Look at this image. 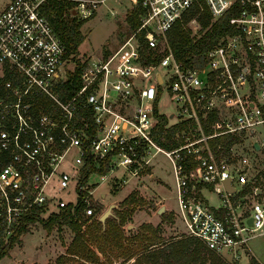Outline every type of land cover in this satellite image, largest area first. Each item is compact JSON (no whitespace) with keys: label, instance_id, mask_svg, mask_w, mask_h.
<instances>
[{"label":"built area","instance_id":"2783aa9c","mask_svg":"<svg viewBox=\"0 0 264 264\" xmlns=\"http://www.w3.org/2000/svg\"><path fill=\"white\" fill-rule=\"evenodd\" d=\"M69 1L84 20L109 0ZM47 2L8 0L0 10L3 237L34 208L47 217L80 200L78 220L98 219L102 193L94 195L87 178L149 175L161 152L172 164L185 235L217 255L250 254L248 238L264 231V185L247 186L251 153L264 148V0H141L138 26L116 52L88 60L67 53L43 14ZM194 5L211 20L229 13L234 31L202 51L200 64L182 66L166 33ZM189 22L199 28L195 17ZM77 62L79 86L70 90ZM163 98L170 109H160ZM161 114L167 121L158 137L169 147L155 139ZM124 181L113 176L112 184ZM71 184L73 201L60 195Z\"/></svg>","mask_w":264,"mask_h":264},{"label":"rangeland","instance_id":"374dc122","mask_svg":"<svg viewBox=\"0 0 264 264\" xmlns=\"http://www.w3.org/2000/svg\"><path fill=\"white\" fill-rule=\"evenodd\" d=\"M8 0H0V10ZM131 6L126 2L120 4L109 0L101 5L89 18L84 19L79 27L84 34V39L77 47L76 56L80 60H88L91 56H110L119 48L123 40L130 34L127 14ZM76 19V18H75ZM77 20V19H76ZM189 30V35L197 37L198 27L193 23H183ZM171 104L167 98H163L159 104L161 110L170 109ZM262 137V133H257ZM249 151V150H248ZM152 172L149 175L131 176L122 175V171H114L106 175L102 180L98 173L91 174L87 182L95 186L94 195L102 193L99 209L101 213L110 203H115L119 212L112 208V214L124 215L121 226L124 234L125 248L104 245L103 253L96 251L98 257L96 264H128L133 257L124 260L120 252L136 251L140 246L144 234L155 233L160 242H167L185 234L184 225L179 214L176 197V179L172 171L170 160L161 152L156 153L152 160ZM247 172L248 184L264 185V148L257 153H251ZM113 176L125 178L126 181L119 187L112 184ZM73 185L69 189L60 192L65 200L73 201L75 192ZM133 193L134 201L128 205L122 201L128 194ZM209 201L216 203L215 195L206 192ZM160 198V199H157ZM163 200V201H162ZM162 202L165 209L158 213L157 209ZM88 222L82 224V228ZM147 225L150 228H147ZM73 237V232L65 224H52L49 228L41 222L29 225L28 230L20 236L19 242L15 243L7 255L0 258V264H47L53 263L58 255L65 254L66 248ZM250 254L242 255L237 259L218 255L228 264H264V231L255 232L248 238ZM230 258V259H229ZM64 264H87L80 257H67Z\"/></svg>","mask_w":264,"mask_h":264},{"label":"trees","instance_id":"16d2710c","mask_svg":"<svg viewBox=\"0 0 264 264\" xmlns=\"http://www.w3.org/2000/svg\"><path fill=\"white\" fill-rule=\"evenodd\" d=\"M140 1L137 0L127 14L130 32L138 26V14L141 11ZM70 8L71 2L69 0H48L43 8V14L52 24L67 53L76 54L79 43L84 39V34L79 29L83 20H76L75 16L71 14ZM198 9L197 5L191 7L184 13L182 22L176 21L166 33L173 54L182 66L200 64L202 59L199 54L202 51L212 46L222 35L234 31L228 22L229 13L216 20H211V14L204 5H202L199 13ZM192 17H195L199 24L197 30L199 35L197 37L190 36L189 30L183 26V23H186ZM81 66L82 64L77 62L75 68L68 72L67 81H70V83L66 84L70 90H74L79 86L78 74ZM166 121L165 115H159L155 139L161 145L169 147L171 143L158 137ZM166 134L167 132L164 133V135ZM104 170L105 168L102 167L99 172L103 173ZM89 171H91V166L87 163L82 169L80 182L85 180ZM133 196V193H130L122 201L128 205L134 201ZM81 205L82 203L79 200L74 207L66 205L61 207L57 213H50L47 217H41V209L34 208L21 220L16 230L7 238L3 237L0 227V258L7 255L9 249L19 242L20 236L34 222H41L48 228L52 224H65L73 232L66 253L58 255L53 263L47 264H64L63 259L67 257H80L84 262H88L87 264H96L98 255L94 248L100 253H103L104 245L127 249L122 242V239L125 238L121 229L124 215L116 214V212H119L118 208H115V214L106 217L104 222L101 223L96 218L89 221H79L78 212ZM85 222L88 223L82 228V224ZM147 228L149 229L150 226L147 225ZM141 240L142 242L136 251L125 252L122 250L120 252L124 255V260L133 257V260L128 264H228L217 254L207 250L198 239L190 235L183 234L167 242H160L158 236L153 233L144 234Z\"/></svg>","mask_w":264,"mask_h":264},{"label":"water","instance_id":"95a60500","mask_svg":"<svg viewBox=\"0 0 264 264\" xmlns=\"http://www.w3.org/2000/svg\"><path fill=\"white\" fill-rule=\"evenodd\" d=\"M73 10H71V14H73ZM253 146L255 149H258L259 148V143L257 140H253ZM224 186L226 188V190H229V191H232V187L230 186L229 184V178H226L224 180ZM112 208H116V204L115 203H110L107 208L99 215L98 217V220L103 223L105 218L112 215ZM164 210V206L163 205H160L159 208L157 209V212L160 213ZM248 222H250V220H248Z\"/></svg>","mask_w":264,"mask_h":264},{"label":"crops","instance_id":"0c3cea01","mask_svg":"<svg viewBox=\"0 0 264 264\" xmlns=\"http://www.w3.org/2000/svg\"><path fill=\"white\" fill-rule=\"evenodd\" d=\"M151 172H152V169H151ZM146 175H148V174H146ZM157 199H160V198H157ZM161 200V199H160ZM163 201V200H162ZM162 205L163 206H165V204L162 202ZM159 208V207H158ZM164 209H165V207H164Z\"/></svg>","mask_w":264,"mask_h":264}]
</instances>
